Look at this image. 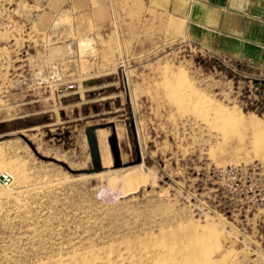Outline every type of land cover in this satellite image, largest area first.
<instances>
[{
    "label": "rangeland",
    "instance_id": "obj_1",
    "mask_svg": "<svg viewBox=\"0 0 264 264\" xmlns=\"http://www.w3.org/2000/svg\"><path fill=\"white\" fill-rule=\"evenodd\" d=\"M67 10V0H0V176L10 178L0 180V264H112L136 234L154 239L143 264H160L156 248L179 226L205 237L201 264H264V73L157 33L132 41L120 16L90 10L74 23L101 28L67 56L68 33L54 34ZM77 84L79 114L69 90L49 89ZM38 95H51L38 106L46 116L29 129V114L17 117ZM104 123L121 166L106 126L96 133L110 163L95 171L84 128Z\"/></svg>",
    "mask_w": 264,
    "mask_h": 264
},
{
    "label": "crops",
    "instance_id": "obj_2",
    "mask_svg": "<svg viewBox=\"0 0 264 264\" xmlns=\"http://www.w3.org/2000/svg\"><path fill=\"white\" fill-rule=\"evenodd\" d=\"M67 3L68 10L63 16L69 20L58 24L54 33H68L62 39L68 42L70 52L67 56H72L73 44L78 46L87 32H99L101 26L96 27L92 19L88 30L82 24L74 23L76 15L80 19L90 10L88 13L92 18L95 16L94 12L100 17L109 13L111 19L120 16L126 26L127 38L132 41L136 35L141 36L144 41L149 40L151 32L157 33L158 39L165 43L193 44L213 55L227 58L238 67L246 66L264 73V0H67ZM63 5L65 2L61 4V8ZM75 9L78 10L77 14ZM115 22L113 20L109 24L113 26ZM55 23L57 20H54V25ZM78 87L77 84L49 89L69 90L68 93H72V96L64 101L69 102L67 104L71 106L72 113L79 114L81 96L76 89ZM50 96L38 95L31 98L28 102L35 107L17 118L22 119L29 114L31 120L28 128H38L40 121L37 118L46 116H37L45 111L38 107L42 104L40 100L49 99ZM53 99L56 96L53 95ZM58 118L60 117L56 116V112L49 113L47 124H55ZM21 126V123L17 124L13 130H20ZM6 130V118L1 116V138ZM85 130L86 127L84 132ZM3 145V140L0 139V160L4 162Z\"/></svg>",
    "mask_w": 264,
    "mask_h": 264
},
{
    "label": "bare ground",
    "instance_id": "obj_3",
    "mask_svg": "<svg viewBox=\"0 0 264 264\" xmlns=\"http://www.w3.org/2000/svg\"><path fill=\"white\" fill-rule=\"evenodd\" d=\"M167 83V82H166ZM167 86V85H166ZM170 87V86H168ZM97 135V133H96ZM98 139V138H97ZM100 158H101V163L103 165H108L110 163V158L109 156L103 154V156L101 157V154H100ZM188 223V222H187ZM178 224H180V222H178ZM182 224V223H181ZM185 224V223H184ZM164 225V224H163ZM172 225V224H171ZM174 225V224H173ZM188 225V224H186ZM170 226V224H169ZM194 225H192L193 227ZM170 228V227H169ZM173 228V227H172ZM190 228V227H189ZM163 229V228H161ZM197 229V227H196ZM169 230V229H168ZM133 231V230H132ZM147 231V230H146ZM145 231V232H146ZM154 230H152L153 232ZM159 231V230H158ZM170 231V230H169ZM173 232H169L165 235V231H162L160 232L161 235H165L164 237H167L165 239H162L161 242L159 243L160 245V248L159 246H157V250H159L160 253H158V255H156L157 257V260L160 262V264H201L202 262L200 261L201 259L204 261L206 260L207 256L205 254V248H204V244L205 243V237L203 235H194V234H191L186 237V236H183L182 235V232H186L188 231V229L185 227V226H179L174 230H172ZM134 232V231H133ZM141 232V231H140ZM195 232V229L194 231ZM155 231L152 233V236L154 235ZM187 233V232H186ZM196 233V232H195ZM198 233V232H197ZM151 234V233H150ZM156 234V233H155ZM159 234V233H158ZM199 234V233H198ZM205 235V233H203ZM148 235V234H147ZM129 237V236H128ZM154 238V237H153ZM158 238V237H157ZM128 239V238H127ZM132 239V240H131ZM124 240V239H123ZM121 240V241H123ZM130 241L128 242L127 246L126 247V250H128V254H121L122 252H119L118 254V251H116V253L118 254L117 255V258L115 259L114 262H112V264H137V263H142L147 259H145L146 257H144L145 253L147 255L148 252L145 251V249L147 248L148 244H149V241L151 240V238L149 240L146 239V236H139L138 234L135 235L134 238H130L129 239ZM154 240V239H153ZM151 240V243L152 241ZM156 240V239H155ZM158 241L160 240V236H159V239H157ZM125 242L127 240H124ZM148 241V242H147ZM116 242V241H115ZM207 242V241H206ZM123 243V242H122ZM119 241V246L120 244ZM117 244V243H116ZM124 244V243H123ZM107 245V244H106ZM150 245V244H149ZM158 245V244H157ZM208 245V244H207ZM109 246V245H108ZM154 246V244H153ZM106 247V246H105ZM110 247H111V244H110ZM162 247V248H161ZM104 248V247H103ZM116 248V246H115ZM115 248H112V250L114 251ZM149 248V247H148ZM147 248V249H148ZM217 248V247H216ZM105 249V248H104ZM109 250L108 253H112V250L110 248H107ZM118 249V247H117ZM116 249V250H117ZM208 249V248H207ZM98 250V249H97ZM130 250H133L131 251L132 253L130 254ZM149 250V249H148ZM151 250V249H150ZM153 250V248H152ZM151 250V251H152ZM215 250V248H214ZM218 250V249H216ZM121 251V250H120ZM145 251V252H144ZM150 251V253H151ZM154 251V250H153ZM208 251H211L208 249ZM86 252V251H85ZM103 253V251H101ZM107 252V251H106ZM115 252V251H114ZM143 252H144V255H143ZM157 252V251H156ZM156 252H154L155 254H157ZM92 253V252H90ZM107 253V254H108ZM153 253V252H152ZM153 253V254H154ZM84 254V253H83ZM93 254V253H92ZM104 255H106V253H103ZM114 254V253H113ZM102 255V254H101ZM115 255V254H114ZM85 256V255H84ZM93 256V255H92ZM95 256V255H94ZM93 256V257H94ZM100 256V253L99 255H97V258ZM81 257V256H80ZM101 257V256H100ZM103 257V256H102ZM129 257V258H127ZM148 257V256H147ZM152 257V254L151 256ZM154 257V256H153ZM152 257V258H153ZM149 258V257H148ZM155 258V257H154ZM153 258V259H154ZM125 259H127V261H124ZM151 260V259H150ZM208 260H209V257H208ZM207 260V261H208ZM97 261V260H96ZM94 261L93 258L91 257H81V258H70V259H62V260H57L55 261L54 263L52 262L51 264H79V263H84V264H97V262ZM155 261V259H154ZM157 261V262H158ZM210 261V260H209ZM212 261V260H211ZM150 262V261H149ZM148 262V263H149ZM206 262V261H204ZM105 263L104 261L102 262V264ZM147 263V264H148ZM152 263V262H151ZM154 263V262H153ZM213 263V262H212ZM211 263V264H212ZM99 264V263H98ZM209 264V262H208Z\"/></svg>",
    "mask_w": 264,
    "mask_h": 264
},
{
    "label": "water",
    "instance_id": "obj_4",
    "mask_svg": "<svg viewBox=\"0 0 264 264\" xmlns=\"http://www.w3.org/2000/svg\"><path fill=\"white\" fill-rule=\"evenodd\" d=\"M106 126L111 127V133L108 136V143H109L111 155L113 157V166L114 167L121 166L120 153H119L117 137H116V133H115V129H114V124L113 123H104V124H99V125H90V126L86 127L85 132H86V136H87L88 144H89V148H90V154H91V158H92L93 169L95 171H99L103 167V165L101 163L100 153H99L96 130L98 128H103ZM138 161H139V159H137V162Z\"/></svg>",
    "mask_w": 264,
    "mask_h": 264
},
{
    "label": "built area",
    "instance_id": "obj_5",
    "mask_svg": "<svg viewBox=\"0 0 264 264\" xmlns=\"http://www.w3.org/2000/svg\"><path fill=\"white\" fill-rule=\"evenodd\" d=\"M9 175L7 173H3L0 176V180L2 182V184H7L9 182Z\"/></svg>",
    "mask_w": 264,
    "mask_h": 264
}]
</instances>
